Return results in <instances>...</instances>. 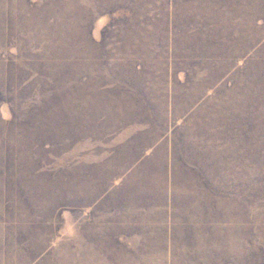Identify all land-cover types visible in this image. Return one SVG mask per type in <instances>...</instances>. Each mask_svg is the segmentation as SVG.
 Returning a JSON list of instances; mask_svg holds the SVG:
<instances>
[{
    "label": "rangeland",
    "instance_id": "1",
    "mask_svg": "<svg viewBox=\"0 0 264 264\" xmlns=\"http://www.w3.org/2000/svg\"><path fill=\"white\" fill-rule=\"evenodd\" d=\"M0 264H264V0H0Z\"/></svg>",
    "mask_w": 264,
    "mask_h": 264
}]
</instances>
